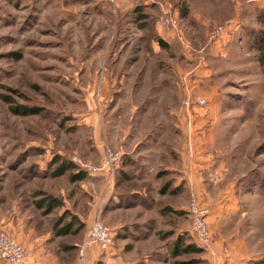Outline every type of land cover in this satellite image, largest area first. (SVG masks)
Segmentation results:
<instances>
[{
  "label": "rangeland",
  "instance_id": "rangeland-1",
  "mask_svg": "<svg viewBox=\"0 0 264 264\" xmlns=\"http://www.w3.org/2000/svg\"><path fill=\"white\" fill-rule=\"evenodd\" d=\"M261 35L264 0H0V231L69 210L115 239L80 258L86 227L55 238L61 264H264ZM132 145L167 150L172 177L129 181Z\"/></svg>",
  "mask_w": 264,
  "mask_h": 264
},
{
  "label": "crops",
  "instance_id": "crops-1",
  "mask_svg": "<svg viewBox=\"0 0 264 264\" xmlns=\"http://www.w3.org/2000/svg\"><path fill=\"white\" fill-rule=\"evenodd\" d=\"M189 133L192 134V131H189ZM189 133L187 132V134ZM132 146L134 147L126 150L125 159L122 163L123 166L121 165L123 173L128 176L129 181H167L165 180L166 177H172L176 165L171 162V156L167 150L162 152L160 151V147L141 146V148L135 152L137 147H135V145ZM162 158L165 163L160 162ZM138 167H140V169H138ZM106 187V184H103L105 190ZM45 220L44 217L38 216L34 217V219L32 218V220L30 219L27 223L20 222L22 224L19 225L18 229L11 224L8 227L10 232L13 233V236L29 251V258L23 264H27L26 262L28 260L31 261L30 264H61V260L59 261L56 256L51 254L50 251L52 248L49 247V245L53 242H57L54 241L55 238L60 239L64 237L56 236L54 231L56 223L50 227L49 225L47 226ZM78 220L81 221L79 218ZM81 222L87 223V220H82ZM88 228L86 227V229ZM96 253L97 249L89 248L86 256H92L93 258Z\"/></svg>",
  "mask_w": 264,
  "mask_h": 264
},
{
  "label": "built area",
  "instance_id": "built-area-1",
  "mask_svg": "<svg viewBox=\"0 0 264 264\" xmlns=\"http://www.w3.org/2000/svg\"><path fill=\"white\" fill-rule=\"evenodd\" d=\"M169 12V10H166ZM166 13V12H165ZM222 28L217 29V33H220ZM183 105L187 108H192L195 104L204 105L205 100L199 99L192 100L187 98L182 101ZM121 152H115L113 150H107L103 160L101 169H109L114 167L122 158ZM76 162V161H75ZM189 212L193 220V233L203 248H209L212 243V237L210 229L206 220L207 211L199 206L197 199L194 198L190 204ZM115 235L113 231L104 224L101 220H96L87 230V242L86 246L80 248V258H84L86 255V247L98 246L103 250L109 249L114 243ZM29 257L28 249L21 244L11 232L0 231V260L11 264H23Z\"/></svg>",
  "mask_w": 264,
  "mask_h": 264
},
{
  "label": "trees",
  "instance_id": "trees-1",
  "mask_svg": "<svg viewBox=\"0 0 264 264\" xmlns=\"http://www.w3.org/2000/svg\"><path fill=\"white\" fill-rule=\"evenodd\" d=\"M256 46L258 48L259 51V62L264 65V35H261L259 37L256 38ZM71 168H73L71 166V164H65L62 163L53 173L54 177H58L61 175H64L68 170H70ZM85 178V175L83 174H75L71 177L72 182H78L81 181ZM46 202L49 203V210H52L55 207H60L61 204L58 200H56L53 197H47ZM68 215L70 216V221H68L67 223H64V220L66 219V217H68ZM76 221H78V217L75 215L70 214V212H65L63 217H61L55 224L54 226V231L56 236L58 237H65V236H69V235H78L80 234V232H82L85 228V224L81 221H78V225L77 227L74 228V225L76 223ZM190 248V247H188ZM185 249V251L189 250V249ZM199 252V250H197ZM179 252L178 250H176V253ZM181 254V253H179Z\"/></svg>",
  "mask_w": 264,
  "mask_h": 264
}]
</instances>
